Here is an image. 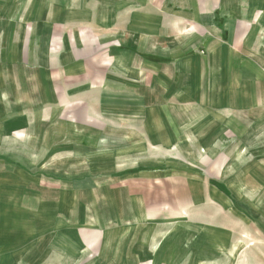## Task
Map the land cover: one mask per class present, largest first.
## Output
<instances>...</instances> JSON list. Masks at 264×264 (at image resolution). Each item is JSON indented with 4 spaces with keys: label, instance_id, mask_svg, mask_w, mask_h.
Instances as JSON below:
<instances>
[{
    "label": "crops",
    "instance_id": "1",
    "mask_svg": "<svg viewBox=\"0 0 264 264\" xmlns=\"http://www.w3.org/2000/svg\"><path fill=\"white\" fill-rule=\"evenodd\" d=\"M254 229L264 0H0V264L213 262Z\"/></svg>",
    "mask_w": 264,
    "mask_h": 264
},
{
    "label": "rangeland",
    "instance_id": "2",
    "mask_svg": "<svg viewBox=\"0 0 264 264\" xmlns=\"http://www.w3.org/2000/svg\"><path fill=\"white\" fill-rule=\"evenodd\" d=\"M252 235L253 238L250 236V238H247L243 233L242 236L238 237L236 246L225 247L222 254L217 256L219 258L214 259L213 262L204 260L198 262V264H264V241L260 238V232L256 229H254ZM202 248L208 249L209 247H200L198 251H201ZM219 259L220 261H218Z\"/></svg>",
    "mask_w": 264,
    "mask_h": 264
}]
</instances>
